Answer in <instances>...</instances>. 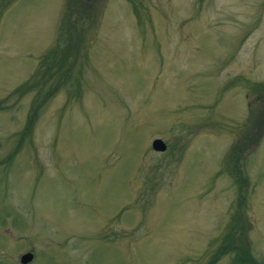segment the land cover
Returning <instances> with one entry per match:
<instances>
[{
  "label": "rangeland",
  "instance_id": "1",
  "mask_svg": "<svg viewBox=\"0 0 264 264\" xmlns=\"http://www.w3.org/2000/svg\"><path fill=\"white\" fill-rule=\"evenodd\" d=\"M67 1L0 0V244L38 264H206L242 215L264 264V128L244 155L264 107V0H94L58 66ZM238 140L245 188L224 161Z\"/></svg>",
  "mask_w": 264,
  "mask_h": 264
},
{
  "label": "trees",
  "instance_id": "2",
  "mask_svg": "<svg viewBox=\"0 0 264 264\" xmlns=\"http://www.w3.org/2000/svg\"><path fill=\"white\" fill-rule=\"evenodd\" d=\"M94 0H68L64 6L63 17L60 22L59 33L61 38H64L65 34H67V40L75 39L73 46L69 45L64 47L59 51L56 48L51 50L49 57H54L55 55L58 56L59 62L58 66H61L66 61H74L76 58L77 51H80V42L81 41V31L84 27V19H88L93 15V8ZM76 15V17L74 16ZM75 18V19H74ZM77 43V44H76ZM79 56V54H78ZM67 75L64 76L66 78ZM23 89L22 87L17 88L13 93H17L20 97L22 94L27 92L28 90ZM45 98V97H44ZM44 102L43 98L37 103L35 102L34 106L29 109V113L26 117V123L24 124L23 130L20 132L21 137L25 138L31 131V127L36 119V114L38 109L41 107L42 103ZM4 108V107H3ZM260 118V119H259ZM264 128V107H262L259 117L257 118L256 122L254 123V127L244 138V155L248 149L251 148L252 145H255L257 142L258 137H260V133ZM255 130L259 132L256 133ZM18 144V142H17ZM250 146V147H249ZM243 147L242 142L237 141L234 142L228 149L226 153V157H224V161L227 163V174L229 173L235 179L239 185H243L244 188L247 187V177H242L241 172L239 170V165L243 158ZM13 154H10L8 159L12 157ZM228 174V175H229ZM241 175V176H240ZM238 195V194H237ZM243 195L237 196L236 203L241 206V210H243L242 204H245ZM237 210V208H235ZM228 229L227 233L223 235L222 245L215 252L216 255H213L206 264H215L216 261L221 258L222 256L227 255L228 253L234 252L236 257L231 259V264H261L258 263L250 254L249 252V245L247 235L245 234L250 229V224L247 223L245 216L242 215H235L230 216L228 220ZM238 235V236H237ZM244 238V244H239V240L241 241ZM246 239V240H245ZM237 246H239L237 248Z\"/></svg>",
  "mask_w": 264,
  "mask_h": 264
},
{
  "label": "flooded vegetation",
  "instance_id": "3",
  "mask_svg": "<svg viewBox=\"0 0 264 264\" xmlns=\"http://www.w3.org/2000/svg\"><path fill=\"white\" fill-rule=\"evenodd\" d=\"M1 242H4V239L1 240ZM8 242L11 244L10 238ZM37 251L39 250H22L18 247H3L2 244H0V264H38L40 263V256ZM25 254H31V258L28 262L22 263L21 257Z\"/></svg>",
  "mask_w": 264,
  "mask_h": 264
},
{
  "label": "water",
  "instance_id": "4",
  "mask_svg": "<svg viewBox=\"0 0 264 264\" xmlns=\"http://www.w3.org/2000/svg\"><path fill=\"white\" fill-rule=\"evenodd\" d=\"M151 149L152 151L154 152H164L165 151V145L162 141H160L159 139H154L152 142H151ZM31 258V254H25L21 257V262L22 263H26L30 260Z\"/></svg>",
  "mask_w": 264,
  "mask_h": 264
}]
</instances>
